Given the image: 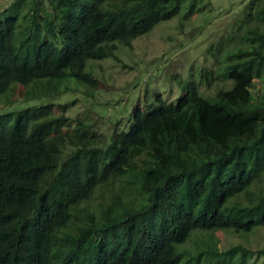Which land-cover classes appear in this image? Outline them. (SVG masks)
<instances>
[{
	"label": "trees",
	"instance_id": "16d2710c",
	"mask_svg": "<svg viewBox=\"0 0 264 264\" xmlns=\"http://www.w3.org/2000/svg\"><path fill=\"white\" fill-rule=\"evenodd\" d=\"M252 1L208 48L199 82L175 74L174 101L155 93L108 136L56 98L72 82L98 100L93 62H120V45L177 12L161 0H9L0 96L20 86L40 102L0 114V264H258L264 248L195 238L264 227V92H252L264 85V0Z\"/></svg>",
	"mask_w": 264,
	"mask_h": 264
},
{
	"label": "rangeland",
	"instance_id": "374dc122",
	"mask_svg": "<svg viewBox=\"0 0 264 264\" xmlns=\"http://www.w3.org/2000/svg\"><path fill=\"white\" fill-rule=\"evenodd\" d=\"M8 2L0 0V10ZM252 3V0H161L164 14L175 15L177 12L174 17L136 38L131 49L120 45L116 52L120 62L111 58L93 62L104 83L98 92V100L85 97L81 89H73L75 85L71 82V90L56 101L67 106L66 114L70 117L84 115L92 122L93 129L103 135L109 133L116 119L120 120L119 128L126 129L131 123V110L136 105L148 107L155 93H160L165 101H174L180 95L175 74L184 81L193 78L199 82L200 70L204 66H214L208 48L227 39L236 30V25L245 21L243 10L249 9ZM254 82L252 92H264V85L259 80ZM21 90L18 86L9 98L0 96V114L40 102L37 98H20ZM12 100L17 102L13 104ZM73 100L76 101L74 104ZM195 238L219 250L229 243L244 241L253 250H258L264 248V227L244 239L231 231L198 232ZM258 264H264V257Z\"/></svg>",
	"mask_w": 264,
	"mask_h": 264
}]
</instances>
